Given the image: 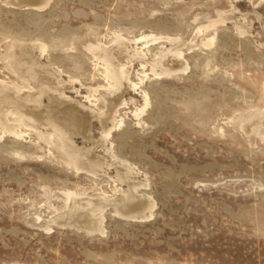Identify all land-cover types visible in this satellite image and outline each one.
Instances as JSON below:
<instances>
[{"label":"rangeland","instance_id":"obj_1","mask_svg":"<svg viewBox=\"0 0 264 264\" xmlns=\"http://www.w3.org/2000/svg\"><path fill=\"white\" fill-rule=\"evenodd\" d=\"M7 88L0 264H264V0H0Z\"/></svg>","mask_w":264,"mask_h":264},{"label":"bare ground","instance_id":"obj_2","mask_svg":"<svg viewBox=\"0 0 264 264\" xmlns=\"http://www.w3.org/2000/svg\"><path fill=\"white\" fill-rule=\"evenodd\" d=\"M113 69V79H116V81H119V85L122 83V74L124 72L123 69H121L119 67V65L117 64H113L112 67ZM111 80V79H110ZM136 84H134L133 86H135ZM8 90L5 91L4 93L0 94V124L2 125V127L10 132H15V130H13L12 125L7 124V119H6V112L3 110L5 104L13 107L16 106L19 108V111H21V116L22 118H24V120L28 117H32L33 121H35V119L38 117L39 113L37 111L31 110L29 109L28 106L24 105L21 101H19L17 98H15V90L12 88H7ZM124 89V87H123ZM121 93V92H120ZM119 95V93H118ZM118 98V97H116ZM143 99H144V104L142 105V107L136 108L134 111V115L139 117L144 111L145 108L148 104V96L145 93H143ZM122 99H120L121 101ZM119 101V102H120ZM118 101L114 100H109L106 103V110H105V115H104V119L102 120V123L105 125L107 119L111 118V114L113 112V110H116V106H118V104L120 105ZM58 110L55 111V114L53 115V117H59L60 118V122L61 125L63 123H67L70 126V130L71 133H75V132H81L84 133L87 130V125H88V120H89V114L86 112H82L78 109L72 108L69 105H63L60 108H57ZM114 117V116H113ZM114 118L110 119L113 120ZM121 118L120 121H118V123H121ZM113 122V121H112ZM117 122V121H115ZM113 122V123H115ZM114 126V125H113ZM113 126H111L110 128H114ZM16 127V126H15ZM64 127V126H63ZM61 130V129H60ZM63 130V129H62ZM105 135L107 136L109 131H111L110 129L107 128V126L105 125ZM110 135V134H109ZM62 139V150L67 153L70 157H72L74 160V164L76 168H80L82 166H89V167H96L98 166V161L95 160H91L90 156H86L88 155V153H82L79 154L78 156L75 155V149L74 147H71V143L67 140V142L65 141V139H63V136H61ZM70 143V144H69ZM83 151V150H82ZM85 155L87 161H82L79 160L80 156ZM91 174V173H90ZM80 219V218H79Z\"/></svg>","mask_w":264,"mask_h":264}]
</instances>
